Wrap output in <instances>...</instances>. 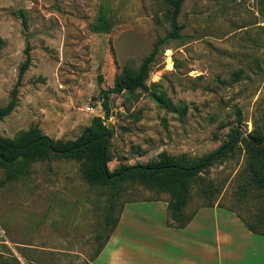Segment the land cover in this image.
Listing matches in <instances>:
<instances>
[{"label":"rangeland","instance_id":"374dc122","mask_svg":"<svg viewBox=\"0 0 264 264\" xmlns=\"http://www.w3.org/2000/svg\"><path fill=\"white\" fill-rule=\"evenodd\" d=\"M170 14L165 0H0L1 107L10 101L27 43L32 56L18 106L0 122V134L13 139L37 126L54 140H76L94 117L105 118L102 92L166 40L152 65L150 92L110 97L109 169L157 162L164 153L195 162L238 129L240 143L199 175L185 212L230 211L263 234L249 252H264V192L241 194L257 164L246 140L257 126L264 137V0H186L178 17L181 39H169ZM153 93L181 111L170 112ZM86 173L85 163L53 159L0 188L6 264H91L113 229L106 217L118 219L127 205L159 232L165 217L154 202H170L169 194L136 180L118 193L112 185L90 184ZM5 175L0 170V180ZM211 219L209 236L218 217ZM258 262L264 264V255Z\"/></svg>","mask_w":264,"mask_h":264},{"label":"trees","instance_id":"16d2710c","mask_svg":"<svg viewBox=\"0 0 264 264\" xmlns=\"http://www.w3.org/2000/svg\"><path fill=\"white\" fill-rule=\"evenodd\" d=\"M170 7L171 32L169 39H181L183 27L178 22L183 4L186 0H165ZM23 21V26L28 29L26 14L21 11L18 14ZM166 40H159L151 55L146 57L137 70L126 67L116 79L114 88L102 92L103 110L105 118L94 117L80 137L76 140H54L45 135L37 126L20 133L15 138H5L0 134V170H6L4 179L0 180V188L6 184L26 177L31 167L36 162H49L53 159H68L85 163L87 167V181L93 185L108 184L119 191L129 181H138L167 193L171 196L169 212L171 219L177 228H185L193 219L194 214L188 217L185 209L191 198V187L201 173L213 166L227 153L233 151L241 141L239 130H235L234 137L216 152L205 156L198 161L177 159L167 155L160 156V160L148 164H137L135 166H122L112 171L109 169V137L114 135V130L106 125V120L111 117L110 97L112 95L134 96L138 91L150 92L148 81L152 73V65L156 61L159 45ZM5 42L0 39V55ZM26 60L20 66L17 83L10 94V101L6 107L0 106V122L9 117L18 106V96L23 87V79L30 68L32 56L31 45L27 43L25 49ZM156 100L165 106L170 112H179L181 108L166 100L162 96L152 94ZM257 134L250 141L246 140V147L251 158L256 161V166L251 168L252 175L245 182L241 194L250 193V189L264 192V137L258 126L255 128ZM117 193H113L110 210H114ZM113 229L117 226L119 218L111 220ZM259 225L263 222V216L258 218ZM250 232L263 236L260 230L250 224H246ZM262 226V225H261ZM112 229V231H113ZM112 234V232H111ZM111 236V235H110ZM110 236L105 241L109 240ZM100 239V235L97 236ZM104 244V245H105ZM104 245L96 252L95 257L101 252ZM94 257V258H95ZM18 261V260H17ZM0 264H6L0 253Z\"/></svg>","mask_w":264,"mask_h":264},{"label":"crops","instance_id":"0c3cea01","mask_svg":"<svg viewBox=\"0 0 264 264\" xmlns=\"http://www.w3.org/2000/svg\"><path fill=\"white\" fill-rule=\"evenodd\" d=\"M165 220L157 228L150 220L139 219L127 205L109 240L91 264H261L264 252H249L259 235L250 232L243 221L218 207L195 213L190 223L177 228L171 219L169 201L154 202ZM215 235H205L212 227ZM155 229V231H153ZM16 246L26 249L22 243ZM19 258V251H16Z\"/></svg>","mask_w":264,"mask_h":264},{"label":"water","instance_id":"95a60500","mask_svg":"<svg viewBox=\"0 0 264 264\" xmlns=\"http://www.w3.org/2000/svg\"><path fill=\"white\" fill-rule=\"evenodd\" d=\"M109 139H110V137H109Z\"/></svg>","mask_w":264,"mask_h":264},{"label":"built area","instance_id":"2783aa9c","mask_svg":"<svg viewBox=\"0 0 264 264\" xmlns=\"http://www.w3.org/2000/svg\"><path fill=\"white\" fill-rule=\"evenodd\" d=\"M94 111V110H93Z\"/></svg>","mask_w":264,"mask_h":264}]
</instances>
